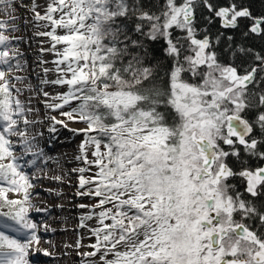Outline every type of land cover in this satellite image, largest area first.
Instances as JSON below:
<instances>
[{
    "label": "snow or ice",
    "instance_id": "1",
    "mask_svg": "<svg viewBox=\"0 0 264 264\" xmlns=\"http://www.w3.org/2000/svg\"><path fill=\"white\" fill-rule=\"evenodd\" d=\"M38 7L32 0L34 20L50 28L37 34L50 37L59 73L42 83L67 88L47 104L65 118L51 116L49 132L54 138L59 125L83 135L76 159L85 167L73 171L86 190L77 195L97 198L91 207L100 209L80 218V227L97 221L81 264H97L98 254L99 264H264V46L246 42L264 38V14L243 0H47L43 14ZM13 19L0 20L4 65L16 55L5 35ZM5 77L0 70V264H30L41 250L23 169L44 154L20 130L31 121ZM14 136L34 159L19 162Z\"/></svg>",
    "mask_w": 264,
    "mask_h": 264
},
{
    "label": "bare ground",
    "instance_id": "2",
    "mask_svg": "<svg viewBox=\"0 0 264 264\" xmlns=\"http://www.w3.org/2000/svg\"><path fill=\"white\" fill-rule=\"evenodd\" d=\"M31 3L32 0H9L7 4H0V20L8 21L10 17H15L9 24L10 28L15 25L14 30L6 31L5 35L9 37L7 50L10 56L16 53L8 65L0 64V70L6 73L8 86L14 91L11 93L13 99L21 101L25 116L31 121L26 126L21 123L20 130L26 128L29 138L34 137L31 140L33 151L42 149L44 154L34 165H26L23 169L32 184L26 206L29 207V217L39 226L37 235L40 241L36 247L41 250L35 255L30 254V264H81L87 258L79 253L92 251L89 245L95 243L90 229L97 226V221L94 216L86 222L87 227H80V218L100 209L93 210L91 207L97 204V198L77 195L86 190L79 186L80 173L73 171L85 167L76 159L79 147L74 142L79 135L59 125L57 128L60 131L54 138L49 132L53 123L50 117L57 110L48 108L47 104L56 102L52 97L64 92L65 86L42 83L58 77L54 63L57 57L54 52L48 51L52 47L50 37L37 34L50 28L44 26L45 21L34 20ZM36 3L40 5L37 11L43 14L47 0H36ZM4 49L5 46L0 45V51ZM45 69L49 71L45 72ZM3 82L1 80L0 84ZM45 92L49 95L45 96ZM12 140L16 145L14 154L23 157L19 161L21 164L34 159L30 154L24 155L19 137L14 136ZM74 165L77 168H73ZM89 175L85 173V176ZM84 202L89 206L87 210L79 207ZM77 241L81 247H77ZM45 249L51 253L50 256L42 254ZM93 259L98 263L99 254Z\"/></svg>",
    "mask_w": 264,
    "mask_h": 264
},
{
    "label": "trees",
    "instance_id": "3",
    "mask_svg": "<svg viewBox=\"0 0 264 264\" xmlns=\"http://www.w3.org/2000/svg\"><path fill=\"white\" fill-rule=\"evenodd\" d=\"M245 5H249L254 15L264 14V0H243ZM198 20H200V12L198 11ZM201 26H203L202 20H200ZM248 44L257 48L258 50L264 46V38L250 37L247 41ZM264 87V85H261Z\"/></svg>",
    "mask_w": 264,
    "mask_h": 264
},
{
    "label": "rangeland",
    "instance_id": "4",
    "mask_svg": "<svg viewBox=\"0 0 264 264\" xmlns=\"http://www.w3.org/2000/svg\"><path fill=\"white\" fill-rule=\"evenodd\" d=\"M0 82H1V80H0ZM9 89H10V87H9ZM66 90H67V88L65 86V91ZM10 91H11V93L14 92L12 89H10ZM65 110H68L67 106L65 107ZM54 116H56L57 119H63V117L60 116L59 110H57V112L54 114ZM69 127L79 129V128L86 127V125L83 123H79V122H69ZM83 139H84L83 135H79L77 140L74 142V144L79 147V144L81 143V141ZM80 162H82V161H80ZM73 168H77V165H74ZM95 171H96V169H95V167H93L90 174L95 173ZM8 197H9V199H22L23 194L22 193L9 192ZM84 205H87V203L84 202ZM85 209L87 210V208H85ZM0 211H7V208L0 209ZM97 264H99V262Z\"/></svg>",
    "mask_w": 264,
    "mask_h": 264
}]
</instances>
